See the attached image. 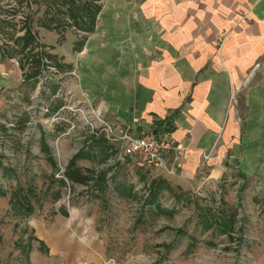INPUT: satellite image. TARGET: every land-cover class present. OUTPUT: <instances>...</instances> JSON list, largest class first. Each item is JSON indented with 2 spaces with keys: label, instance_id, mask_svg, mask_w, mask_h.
<instances>
[{
  "label": "rangeland",
  "instance_id": "1",
  "mask_svg": "<svg viewBox=\"0 0 264 264\" xmlns=\"http://www.w3.org/2000/svg\"><path fill=\"white\" fill-rule=\"evenodd\" d=\"M102 5L101 0H0L4 50L12 52L23 28L31 26L28 53L41 62L36 80L21 77L16 86L1 91L0 264H264L262 178L232 169L231 176L218 181H192L188 189L174 188L178 201L163 191L158 198L163 211H158L144 203L146 186L151 178L166 179V174L136 167L132 174L128 161L105 166L118 149L103 134H91L90 122L99 115L109 123L121 122L108 119L102 100L78 89L79 74L69 60L83 49L94 29L88 27L91 16ZM41 23L48 28H36ZM71 38L75 41L69 48ZM23 55L12 60L19 68L17 76L31 68L28 61L21 70ZM258 68L248 73L242 89ZM41 135L47 153L40 149ZM79 149L85 156L75 164L91 177L85 184L65 175ZM101 169L105 181L94 183ZM194 201L213 211L225 201L224 209L237 210L233 229L222 235L201 231ZM189 234L197 239L191 249Z\"/></svg>",
  "mask_w": 264,
  "mask_h": 264
},
{
  "label": "crops",
  "instance_id": "2",
  "mask_svg": "<svg viewBox=\"0 0 264 264\" xmlns=\"http://www.w3.org/2000/svg\"><path fill=\"white\" fill-rule=\"evenodd\" d=\"M101 3L69 59L78 89L102 100L109 120L171 125L187 147L182 169L166 174L176 186L218 181L232 169L264 180V0ZM1 45L0 108L1 91L22 77Z\"/></svg>",
  "mask_w": 264,
  "mask_h": 264
},
{
  "label": "built area",
  "instance_id": "3",
  "mask_svg": "<svg viewBox=\"0 0 264 264\" xmlns=\"http://www.w3.org/2000/svg\"><path fill=\"white\" fill-rule=\"evenodd\" d=\"M97 118L98 122H90L91 134L97 137L103 134L109 144L118 149L117 155L114 158L110 156L105 166L128 161L132 174L134 167L154 169L167 175L182 169L180 157L187 147L175 140L171 125L163 122L157 125L144 122L113 124L103 119L102 115ZM112 171L107 174L111 175Z\"/></svg>",
  "mask_w": 264,
  "mask_h": 264
},
{
  "label": "trees",
  "instance_id": "4",
  "mask_svg": "<svg viewBox=\"0 0 264 264\" xmlns=\"http://www.w3.org/2000/svg\"><path fill=\"white\" fill-rule=\"evenodd\" d=\"M97 11H98V8H96L92 16L90 14L92 22L94 21L95 13ZM72 15L73 14H71V16H68L70 20L75 19V17ZM28 28L29 27H24L23 28V31H25L24 34L15 39L14 45L16 48L12 52H8L9 50L8 51L4 50L3 48L4 44L1 45V54L3 58L13 59L15 55H17L18 53L22 55L24 54L23 56H25L26 58L24 62L20 64L21 70H24V66H26L25 64L28 63V61L30 62V65H31L30 70L27 72L22 71L23 73L22 80L25 82L37 79V76L40 74L39 66L41 64L40 59H38L36 55H32L28 53L30 46H32L33 44V35L30 29ZM47 57L50 58V56H47ZM59 106H61V104L58 105L57 108ZM40 144H41L40 149L44 151L45 153H47L49 149L48 144L46 143L45 137H43L42 135L40 136ZM83 156H85L84 151L82 149H79L71 157V159L69 160L67 164V167L65 168L66 177L68 178V180L70 179L74 183L76 182V183L85 184L91 180L90 179L91 177L89 176L87 171L86 173L83 172L82 169L75 164V161L78 158H81ZM48 159H50L51 163H54L52 161V158L49 155H48ZM5 171L7 172L11 171V168L5 167ZM105 174H106L105 170L101 169V172L99 173V175L95 177L93 182L97 184H101V182L105 181V176H106ZM140 178H143L142 175L140 176ZM61 181L62 183L65 182L64 180H61ZM118 184H121V183H118ZM121 186L123 190L127 188L125 185H121ZM244 186L245 185L243 184V186L240 188H244ZM174 188L180 189V186L173 187V185H171L167 181V179L163 177H153L151 178V180H149L148 185L146 186L148 193L146 196H144V203L146 204L147 207H154L158 211H163V209L160 207L161 204L158 201L159 195H161V193L166 190L167 192L174 194L176 201H178L180 199V196H179V193H176V189ZM123 194H127V193H123ZM225 205H226L225 201H222V206L218 207L216 210L214 209L213 211V207L207 204L203 205L199 201H194V206L197 210V219H198L197 224L200 227L201 231L210 230V233H213L214 235H222L224 233H228L229 231H231V229H233V224L235 221L237 210L236 209H224ZM178 231L179 233H185V231L181 229ZM189 237L191 241L188 245V248L191 249L197 243V239L194 235H191V234H189ZM208 242L210 244H213L212 240H209ZM166 248H169V246L167 245Z\"/></svg>",
  "mask_w": 264,
  "mask_h": 264
}]
</instances>
